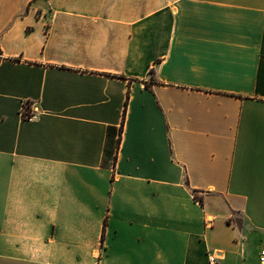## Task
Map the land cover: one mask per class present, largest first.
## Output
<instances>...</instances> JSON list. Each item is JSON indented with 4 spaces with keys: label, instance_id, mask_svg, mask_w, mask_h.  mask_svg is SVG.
<instances>
[{
    "label": "crops",
    "instance_id": "crops-1",
    "mask_svg": "<svg viewBox=\"0 0 264 264\" xmlns=\"http://www.w3.org/2000/svg\"><path fill=\"white\" fill-rule=\"evenodd\" d=\"M0 49V264H260L264 0H0Z\"/></svg>",
    "mask_w": 264,
    "mask_h": 264
},
{
    "label": "built area",
    "instance_id": "built-area-1",
    "mask_svg": "<svg viewBox=\"0 0 264 264\" xmlns=\"http://www.w3.org/2000/svg\"><path fill=\"white\" fill-rule=\"evenodd\" d=\"M21 114L25 120L30 122L38 120L40 116V113L37 108V104L33 102L32 103L25 102L21 110ZM207 225H209V222H207ZM208 261L209 264H221L222 258L220 254L213 253V254H209ZM259 261L260 264H264V245L261 249Z\"/></svg>",
    "mask_w": 264,
    "mask_h": 264
},
{
    "label": "trees",
    "instance_id": "trees-1",
    "mask_svg": "<svg viewBox=\"0 0 264 264\" xmlns=\"http://www.w3.org/2000/svg\"><path fill=\"white\" fill-rule=\"evenodd\" d=\"M1 59H2V51H1V49H0V62H1ZM198 201H199L200 203L203 202L202 199H198Z\"/></svg>",
    "mask_w": 264,
    "mask_h": 264
}]
</instances>
